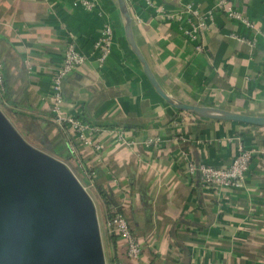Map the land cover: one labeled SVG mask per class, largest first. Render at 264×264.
<instances>
[{
    "label": "crops",
    "instance_id": "obj_1",
    "mask_svg": "<svg viewBox=\"0 0 264 264\" xmlns=\"http://www.w3.org/2000/svg\"><path fill=\"white\" fill-rule=\"evenodd\" d=\"M257 27L253 32L215 10L217 0H127L134 34L163 88L186 103L264 115V0H231ZM87 11L74 0H0V54L16 129L35 147L66 162L99 201L111 264H264V127L199 117L165 101L128 45L117 0ZM193 2L213 11L209 28L190 40L186 19H166ZM109 20L112 49L100 65L93 43ZM232 34L256 39V47ZM90 57L64 80L66 108L100 128V151L80 145V166L68 148L72 132L51 112V77L67 44ZM201 46V49L198 48ZM2 97V98H1ZM123 128L127 146L111 132ZM183 135V139L179 136ZM160 136V146H145ZM254 151L241 187L211 191L187 162L229 165L239 145ZM48 147L47 150L44 148ZM92 171L91 178L86 172ZM101 186L128 219L143 251L127 255L108 240ZM106 249V248H105ZM107 252V250H106Z\"/></svg>",
    "mask_w": 264,
    "mask_h": 264
},
{
    "label": "water",
    "instance_id": "obj_2",
    "mask_svg": "<svg viewBox=\"0 0 264 264\" xmlns=\"http://www.w3.org/2000/svg\"><path fill=\"white\" fill-rule=\"evenodd\" d=\"M125 36L156 92L203 118L264 127V115L186 103L157 79L117 0ZM0 264H107L96 203L63 160L29 143L0 107Z\"/></svg>",
    "mask_w": 264,
    "mask_h": 264
},
{
    "label": "built area",
    "instance_id": "obj_3",
    "mask_svg": "<svg viewBox=\"0 0 264 264\" xmlns=\"http://www.w3.org/2000/svg\"><path fill=\"white\" fill-rule=\"evenodd\" d=\"M75 3L87 11H92L98 6L97 0H74ZM215 10L223 13L228 19L237 21L247 29L256 32V24L237 9L231 0H217ZM166 19L182 20L186 19L190 27L184 30L185 36L190 40H195L201 32L206 31L209 26V20L213 19V11L201 12L193 2L188 3L183 11L175 13H166ZM264 36V33H262ZM232 37L248 41L252 47H256V39H247L246 37L232 34ZM114 39V28L109 20L105 22L101 34L93 43L92 54L96 61L102 65L109 56ZM201 49V46H198ZM89 55L80 50L76 41L67 44L62 61L55 67L51 77V112L57 125L72 132V139L69 140L68 148L70 153L76 158L80 166L83 165L78 156V147L80 145L90 146L96 151H100L102 144L95 138L100 128L85 121L80 114H72L67 111L66 101L63 93V84L65 78L81 65L85 64ZM6 91L4 63L0 54V95ZM115 141L120 144L131 146L135 141L129 139L127 132L123 128L111 130ZM183 139V135L179 136ZM163 139L160 136L148 137L144 140L145 146H160ZM254 157V151L239 145L238 152L232 162L226 166H213L205 163L187 162V171L191 174L198 172L200 182L203 187L211 191H220L225 189H235L241 187L247 178V174ZM92 175L93 172L90 171ZM109 231L116 233L127 245V253L133 259H139L143 247L133 234L132 228L126 216L121 212H116L107 221Z\"/></svg>",
    "mask_w": 264,
    "mask_h": 264
},
{
    "label": "trees",
    "instance_id": "obj_4",
    "mask_svg": "<svg viewBox=\"0 0 264 264\" xmlns=\"http://www.w3.org/2000/svg\"><path fill=\"white\" fill-rule=\"evenodd\" d=\"M3 100L4 99H8V92H7V88H6V91L5 93H3ZM2 96V95H0ZM244 124H247V123H244ZM45 150L48 149V147H45L44 148ZM95 189L97 191V194L99 195V197L104 200L105 202V206H106V216L107 218H110L113 216L114 214V210H119L118 208H111V204L113 203V199L112 197L110 196V194L105 191L101 186H98V185H95ZM120 211V210H119ZM119 236L116 234V233H111L109 232L108 234V240L109 242L111 243V246L116 250L117 249V240H118ZM112 264H120V259L118 257V255H116V251H115V255L113 256V260H112Z\"/></svg>",
    "mask_w": 264,
    "mask_h": 264
},
{
    "label": "rangeland",
    "instance_id": "obj_5",
    "mask_svg": "<svg viewBox=\"0 0 264 264\" xmlns=\"http://www.w3.org/2000/svg\"><path fill=\"white\" fill-rule=\"evenodd\" d=\"M4 112L8 114V116L11 118L12 121L16 122V120L14 119L12 113L8 112V109L4 108ZM86 174L91 178L90 171L87 170ZM80 181L83 184V186L86 188V190L91 194V196L93 197V199H94V201L96 203L98 217H99V223H100V230H101V235H102V241H103V246H104V251H105V256H106V261H107V264H111V259H110V254H109V250H108L107 244L104 245V241L106 243V235H105V228H104V224H103V219H102L101 213H100V216H99V212H100L99 211V208H100L99 201L96 200L97 197H96L95 193L93 192L92 188L90 186H88L87 182L85 180H83V179H80ZM114 211H115L114 213L121 212V211L116 210V209ZM121 213H123V212H121ZM107 221H108V218H107ZM107 227H108V224H107ZM108 232H110L109 231V227H108ZM106 250H107V252H106ZM127 255H128V253H127ZM128 257H130V256L128 255ZM120 264H122V262H120Z\"/></svg>",
    "mask_w": 264,
    "mask_h": 264
}]
</instances>
